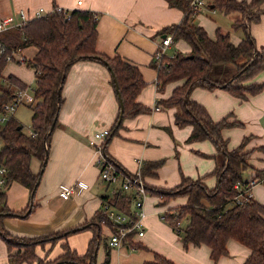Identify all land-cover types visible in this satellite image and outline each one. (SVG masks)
Returning a JSON list of instances; mask_svg holds the SVG:
<instances>
[{
	"label": "trees",
	"instance_id": "obj_1",
	"mask_svg": "<svg viewBox=\"0 0 264 264\" xmlns=\"http://www.w3.org/2000/svg\"><path fill=\"white\" fill-rule=\"evenodd\" d=\"M171 7L183 13L180 22L166 26L161 34H172L173 44L182 40L189 47V53L176 51L174 56L163 57L156 71V89L162 93L166 85L180 83L175 86L170 96L156 101L164 109L174 108V124L179 127L190 126L191 132L187 143L210 140L221 152V164L216 165L210 175L214 176L217 184L209 189L202 178L190 179L181 175L180 183L174 188L161 190L145 186L148 196L159 199V205H165L176 196L185 198L183 205L169 208L163 214V219L175 231L176 226L185 221L180 238L183 246H206L210 252V259L216 262L227 254L226 244L235 240L249 250V255L243 264H264V206L253 198L246 199L242 204H235L238 191L234 185L246 183V172L254 171L257 183L264 181V169L251 168L247 160L249 152L244 146L250 137L242 139L240 144L232 150L226 149V140L221 137L223 128L242 126L237 120H229V114L221 120L213 121L203 105L190 98V92L195 87L214 90L222 87L233 97L246 100L248 96L259 94L264 88L261 83H247L264 71V50L257 52L248 25L256 21L260 13L259 5L263 0H206L207 6L223 13H237L238 18L231 25L234 31H242L243 37L234 44L228 33L215 30L214 39L209 38L206 31L193 22L194 15L189 8L191 0H167ZM54 8V7H53ZM97 19L89 11L72 10L54 11L41 18H33L22 27L0 33V44L6 47L0 55V113L5 104L9 103L16 92L29 89L18 78L8 75L3 77V70L9 60L6 59L11 51H20L32 46L36 49L34 56L27 60V67L35 70L34 89L31 91L34 103L31 108L29 131H23V126L12 117L4 125H0V166L6 169L4 183L0 187V238L4 241L9 264H93L94 251L99 243L107 239L114 232L110 220L101 208L92 216L88 227L79 226L76 231H58L37 237H22L9 233L3 226V220L8 217L24 214L14 212L7 206V191L11 184L18 183L26 188L30 194L41 178L44 169L45 146L49 151V141L52 131L57 125L59 111L64 102L62 87L68 69L78 61L107 62L104 65L111 76V85L115 89V78L118 92L115 90L118 110L114 122L109 129V135L103 143V155L108 159L106 146L109 138L117 133L125 119H131L141 114H147L150 109L137 101V97L145 86L143 75L135 64L115 55L108 57L96 51ZM244 58L245 63L238 67L241 73L222 83L214 82L210 73L214 65L236 63ZM13 58L10 59L12 61ZM64 76V77H63ZM223 85V86H221ZM61 87L58 94V88ZM118 93L123 104L122 120L115 128L119 115ZM51 132L44 141L45 133ZM36 159L40 163L38 173L31 170V161ZM110 163V162H109ZM114 163V162H111ZM164 159L144 162L140 174L155 175V170L161 167ZM121 174L119 165H113ZM131 176V175H130ZM122 177V176H121ZM126 179V177H122ZM37 188V187H36ZM134 194L115 190L111 197L105 196L102 205H108L124 214L130 213ZM175 217V219H173ZM102 227L108 232L102 236ZM90 229L93 232L83 254L71 249L66 241L67 236L81 230ZM176 232L177 234L180 233ZM107 238V239H106ZM56 243L60 244V252L50 257V250ZM131 242L129 248H137ZM107 246V245H106ZM105 253L104 264L108 263L109 248ZM42 249L39 255L37 250ZM154 262L142 264H173L167 259L155 254Z\"/></svg>",
	"mask_w": 264,
	"mask_h": 264
},
{
	"label": "crops",
	"instance_id": "obj_2",
	"mask_svg": "<svg viewBox=\"0 0 264 264\" xmlns=\"http://www.w3.org/2000/svg\"><path fill=\"white\" fill-rule=\"evenodd\" d=\"M78 1H81L80 5L77 4ZM245 1L249 2L250 0ZM53 7L66 11H89L95 14L97 19L96 51L108 57L118 55L135 64L139 67L146 83L139 93L137 101L143 105V100H145L146 104L150 106L145 105V107L150 108V112L125 119L122 122V127L109 138L106 146L108 155L106 160L110 163L114 162L111 163L112 165H119L121 167L120 175L129 178L137 169L134 161H141L143 164L148 161H158L167 155L170 156L171 152H162L160 149L151 148V145L168 144V139L161 129L168 126L171 129L172 138L182 141L189 136L191 127L177 128L174 124V108L163 110L164 108L156 104L159 93L156 89V71L153 68L156 65L154 54L162 36V29L180 22L183 13L175 7H171L167 0H0V18L15 16L21 11L30 17L40 8L48 12ZM209 9L215 13V9L211 7ZM259 10L260 13L264 10V0L260 3ZM260 13L258 19L248 25L254 43L264 39V14L260 16ZM198 15L199 13L195 16ZM198 18L197 24L205 27L204 20L199 16ZM231 25L230 29L232 30ZM238 31H234L235 42L230 40L234 44H237L243 37L242 31V37L237 34ZM174 45L177 51L182 53L187 54L190 51L189 45L182 40ZM261 49L264 50V48L256 47L257 51H262ZM35 52L36 49L29 46L18 51L16 56H23L30 60ZM173 55H169V57ZM7 67L8 64L3 70V77L12 75L29 87V82L32 79L31 72L16 66H10L8 69L10 72H7ZM224 78L212 80L222 83L226 80ZM263 78L264 71L252 78L249 83H259ZM180 83L166 85L160 99L166 100L172 89ZM148 85L149 87H147ZM221 89L215 88L210 91L195 87L190 92V98L203 105L210 118L215 122L229 114H232L229 120H237L242 125L249 122L254 133L252 136L242 137V139L250 137L244 146V151L249 154L258 151L256 154L258 161L251 159L252 155H250L247 162L255 170H263L264 91L263 93L261 91V94L248 96L246 100H239ZM61 93L64 102L59 111L57 125L50 137L47 162L32 199L29 191L18 183L11 184L7 191V206L11 211L23 212L25 209H29L27 214H25L26 210L24 214L5 218L2 222L4 228L16 236L37 237L58 231L74 230L82 225L88 227L91 224L92 216L102 208L104 197H111L120 187L119 184L109 185L100 179L99 154L88 143L94 132L103 129L109 130L117 115L118 102L115 89L111 85L109 71L97 61H78L68 69ZM154 107L159 109L153 110ZM234 135L235 142L233 144H237V140L242 135L240 133H234ZM192 147L205 154L213 152L205 142L192 143ZM191 160L198 165L196 175L191 171V167L184 171L182 162L177 161V166L183 170L187 178L193 180L203 178L204 175L210 174L214 168L213 165L205 166L193 158ZM189 164L190 162L186 159L185 166ZM174 166V159L169 158L168 162L165 161L161 167L155 170L154 176L142 178L144 185L161 190L174 188L180 183V176L175 172ZM37 169V172H34L31 168L33 173H38L39 162ZM203 169L207 172L200 175ZM166 170H171V175H167ZM253 173L254 171L249 170L245 175L250 177ZM159 178L161 180H158ZM79 182L86 186L80 193L72 195L68 200L59 197L58 192L61 186H75ZM203 183L212 189L216 186L217 180L212 176L204 178ZM251 193L252 198L264 206V181L254 185L251 188ZM146 195L144 207L147 215L143 220L144 234L141 237H134L133 242L137 248L124 246L131 252H126V255L146 251L153 258L157 254L173 264H243L248 257L249 250L232 239L226 244L227 254L216 262L210 259V252L206 246L187 245L184 247L176 232L168 226V223V225L165 224V220L161 217L167 209L177 206L166 205L165 207L168 208L163 209V205L160 207L157 197L148 196L147 192ZM92 232V230L86 229L85 232L71 235L67 239L68 246L71 249H77V253L83 254L93 235ZM101 243L107 250L106 241L102 240L99 246ZM99 246L96 248L97 251H99ZM119 249H117V254L121 251ZM37 252L41 255L42 249H38ZM59 252L60 249L56 251V255ZM102 258L103 256H101ZM0 264H9L6 245L1 239Z\"/></svg>",
	"mask_w": 264,
	"mask_h": 264
},
{
	"label": "rangeland",
	"instance_id": "obj_3",
	"mask_svg": "<svg viewBox=\"0 0 264 264\" xmlns=\"http://www.w3.org/2000/svg\"><path fill=\"white\" fill-rule=\"evenodd\" d=\"M204 3H205V7L203 8L202 12L199 13L198 16L200 18H202V20H204V22H205L206 26L202 27V28L206 31L207 35H209V37H211V38H214L215 37V29L217 27H219V30L222 33L223 32L226 33L227 31H231V32H229V33L227 32V33L229 34L230 40L232 42H235V40H234L235 39V34H234L235 32L233 29L232 30L230 29V24H232L233 21L238 18V14L237 13L226 14V13H223V12L217 10V9H215V13H213L212 10L209 9V7L207 6L206 0H204ZM263 14H264V10L261 11L260 16ZM198 16H194V18H193V22L195 24H197L199 22ZM251 23H253V21H251ZM237 34H240L242 37L241 31H238ZM263 40L264 39H262L261 41L255 42V47L264 48V41ZM173 45L174 44H172L170 46V48L165 52V54H164L165 57L166 56L169 57V55H172L177 51L176 46L175 45L173 46ZM257 52H259V51H257ZM26 60H28V59H26ZM26 63H27V61L24 63H20V57L18 56V59L12 60L10 63H7L8 67H7L6 71L10 72V70H8L10 68V66H16V67H22L24 70L31 72L30 74H32V79L29 82V91L31 92L34 89V79H35L34 72H35V70L33 67H27ZM244 63H245V59L240 58L237 60V62L235 64L234 63H225V64L214 65L212 70H211V73H210V78L217 80V79H220L221 77H223V78L225 77L224 78V79H226L225 81H228L231 78H233V77H235L241 73V71L238 70V67L242 66ZM254 80H257V79H254ZM263 81H264V78L262 80H260L259 83H261ZM249 82H251V80L245 81V82H243V84H245V83L247 84ZM221 86H223V85H221ZM147 87H149V85ZM216 89H221V88L216 87ZM221 90H223L224 92H227L224 89H221ZM263 91H264V88H263L261 93H263ZM162 94L163 93L158 94L156 101L159 100L160 98H162V96H163ZM146 103L147 102L145 100H143V105L144 106L147 105L148 107H150ZM163 110H165V109H163ZM1 115L2 114L0 113V119H1ZM13 118L16 119L21 126H23V131L28 132L29 127H30V119H31V108H30V106L29 105L19 106L16 109V111L14 112ZM5 123L6 122L2 123L0 121V125H4ZM161 131H164V134L168 139V144H162L160 146L159 145H157V146L151 145V148L160 149L162 152H168V153L171 152L170 156L167 155L166 157H163V159H164V162L165 161L168 162L169 158L174 159V161H175L174 169H175V172L178 173L180 176L179 181H181V175L186 177L183 173V170L184 171L188 170L190 167H191V171H193L196 175V173L198 171V165L193 163L191 158H193V160L202 162L203 164H205V166L210 164L211 166L213 165V167H215L216 165L221 164V160H222L221 155L222 154L212 141L206 139L203 141H194V142L187 143L186 138L183 139L182 141L181 140H174L172 138L171 129L168 126H166V128H162ZM234 133H238V134L240 133L242 135L237 140V142H236L237 144H233V142H235ZM243 133H245V134H243ZM252 133H254L252 125L249 122H245V123H243L242 126L233 127V128H223L221 130V137L224 140H226V142H227L226 149L230 151L240 144L242 137L252 136ZM222 134H224V135H222ZM255 139L256 138L254 137V140ZM195 142L207 143L212 148L213 154L212 153L211 154H205V153H201V152L197 151L196 149H193L192 143H195ZM256 143H259V142H256ZM257 152L258 151H254V152H251L249 154V157H250V155H252L251 159H253L254 161H258L256 158ZM185 155H186V158H185ZM129 158L131 159V156ZM196 158H198V159H196ZM186 159L190 162V164L188 166H185ZM177 161L180 163L182 162L183 170L179 169V167L177 166ZM134 162H135L136 168H137V161H134ZM37 164H38V161L33 159L31 162V168L34 172H37V170H38ZM166 171H167V175H171V170H166ZM206 172H207V170L203 169L201 171L200 175H204V173H206ZM204 176L205 177H203L202 179H204V178L207 179L209 177H212V175H210L209 173L207 175H204ZM155 179L157 180V177ZM158 180H161V178H159ZM184 203H185L184 197L176 196V197L170 199L167 202V204L162 206V208L167 209L168 207H165L166 205L172 204L175 206H178V205L180 206V205H183ZM165 224H167V222ZM184 225H185V221H183L179 224V228H183ZM168 226L171 227L170 225H168ZM142 228L144 229V222H142ZM82 232H85V230L78 231V232L73 233L71 235H76V234H79ZM71 235L67 236L66 241ZM107 235H108V232L105 230V228L102 227V236H107ZM177 236H178V238H181L183 236L182 230L180 231L179 234H177ZM68 243L71 246V243L69 241H68ZM59 249H60V244L56 243L55 246H53L52 249L50 250V255L55 256L56 251ZM108 250H109V255H108L109 257H108V263L107 264H142L144 262H154L155 261V259L152 257V255L146 251H142V252L138 251V252L132 253L131 255H126V252H128V253H131V252H130V250L125 249L124 247H121V249H119V250H121L119 254H117V249L109 248ZM122 250H124L123 253H122ZM106 252H107V250L104 249V245L101 243L99 246V251H97L95 264H104ZM101 256H103L102 259H101Z\"/></svg>",
	"mask_w": 264,
	"mask_h": 264
},
{
	"label": "built area",
	"instance_id": "obj_4",
	"mask_svg": "<svg viewBox=\"0 0 264 264\" xmlns=\"http://www.w3.org/2000/svg\"><path fill=\"white\" fill-rule=\"evenodd\" d=\"M78 5L81 1L77 2ZM205 7L204 0H191L189 3V8L192 11V15H197ZM54 11L63 12L67 15V11L60 9L58 7L52 8L51 11H44L42 8L36 10L32 16L26 15L23 11L17 13L15 16H7L0 18V33L20 28L27 21L33 18L44 17ZM96 18L95 14H93ZM18 18H17V17ZM173 44L172 34H165L161 37L160 42L157 46V50L154 54V60L159 66L162 58L165 56L166 50ZM6 50L4 44H0V55H2ZM18 52V51H17ZM17 52L11 51L10 55L6 57L10 61L11 58L18 59L16 56ZM174 56V55H173ZM173 56H170L171 58ZM20 57V63H24L27 60L23 56ZM34 103L33 95L29 89L21 90L15 93L13 99L5 104L2 108L1 119L2 123L6 122L10 117L14 115V112L19 106L31 105ZM158 107H154L153 110H158ZM109 135L108 129H103L96 131L92 134L89 139V145L95 149L99 154V177L100 179L109 185L119 184L123 192H129L134 194V200L132 202L130 213L124 214L108 205H103L102 209L105 211L106 216L111 222L114 232L110 234L107 239V246L109 248L119 249L121 247H129L128 245L133 241L134 237H141L144 234V229L142 228V222L146 217L147 213L145 211L144 203L147 198L146 188L142 181L140 174V168L142 166L141 161H137V169L132 176L123 179L118 173L116 168L109 163L103 155V143L107 136ZM6 169L0 166V187L4 183V175ZM257 179L254 173L246 179V183L241 185L237 183L234 188L238 191V195L235 197V204H242L246 199L252 198L251 188L257 184ZM86 186L77 183L75 186H61L58 195L64 200H68L72 195L80 193ZM164 214V213H163ZM162 214V218H163ZM175 219V217H173ZM180 224V223H179ZM179 224L176 226L175 231L179 232Z\"/></svg>",
	"mask_w": 264,
	"mask_h": 264
},
{
	"label": "water",
	"instance_id": "obj_5",
	"mask_svg": "<svg viewBox=\"0 0 264 264\" xmlns=\"http://www.w3.org/2000/svg\"><path fill=\"white\" fill-rule=\"evenodd\" d=\"M210 7L212 8V6H210ZM161 37H164V35H162ZM102 63H103L104 65H107V62H106V61H103V60H102ZM111 76H113V75L111 74ZM63 77H64V76H63ZM113 81H114V85H115V90L118 92V87H117V83H116L115 78H113ZM223 87H224V86H223ZM60 90H61V87L58 88V94L60 93ZM118 101H119V108H120V111H119V115H118V119H117V122H116L115 128H117L118 125L120 124V122H121V120H122V114H123V104H122L121 97H120L119 93H118ZM52 128H53V126H52V127H51V128L45 133V135H44V141H45V139L47 138V136L49 135V133L51 132ZM47 154H48V150H47V147L45 146V155L47 156ZM46 162H47V157L44 158L43 166H45ZM42 171H43V170H41L40 172H42ZM36 186H37V184H36ZM36 186H35V188H34L33 191H35ZM32 197H33V193L31 194V199H32ZM28 212H29V209L27 210V212H26L25 214H27ZM23 216H24V215H23ZM77 229H78V228H77ZM77 229H74V230H72V231L74 232V231H76ZM96 251H97V250L94 251L93 264H95V261H96ZM57 264H61V262H58Z\"/></svg>",
	"mask_w": 264,
	"mask_h": 264
}]
</instances>
